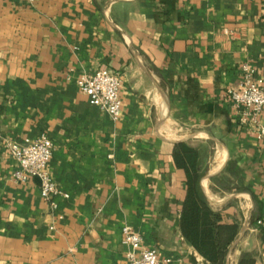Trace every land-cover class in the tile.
<instances>
[{"label":"crops","instance_id":"1","mask_svg":"<svg viewBox=\"0 0 264 264\" xmlns=\"http://www.w3.org/2000/svg\"><path fill=\"white\" fill-rule=\"evenodd\" d=\"M246 63L264 84V0H0V264H128L124 226L166 264H208L180 227L178 142L239 224L227 264H264V139L223 97ZM104 67L123 76L117 121L78 84ZM42 134L68 195L55 210L38 178H14L8 147Z\"/></svg>","mask_w":264,"mask_h":264},{"label":"built area","instance_id":"2","mask_svg":"<svg viewBox=\"0 0 264 264\" xmlns=\"http://www.w3.org/2000/svg\"><path fill=\"white\" fill-rule=\"evenodd\" d=\"M34 4L36 0H26ZM243 79L238 88H228L223 97L238 110L239 121L243 125L254 128L258 138L264 139V84L254 79L255 69L248 63L242 67ZM123 76L119 71L108 67L101 68L95 74H83L79 81L80 91L89 101L106 111L114 120L122 117V99L120 89ZM8 147L18 164L14 178L18 181L28 177L38 178L41 182V194L50 203L53 210L58 205L55 198L68 197L51 179L48 172L49 164L54 154L52 140L42 134L36 140L26 139L24 143L14 140L8 142ZM257 225L264 228V218L257 220ZM122 243L129 248L128 264H166L169 260L161 257L160 252L143 248V237L130 226H124Z\"/></svg>","mask_w":264,"mask_h":264},{"label":"trees","instance_id":"3","mask_svg":"<svg viewBox=\"0 0 264 264\" xmlns=\"http://www.w3.org/2000/svg\"><path fill=\"white\" fill-rule=\"evenodd\" d=\"M173 156L187 177L181 231L208 264H227L230 249L239 234V224L227 221L222 212L213 209L202 192L199 151L186 142H178L174 144ZM238 264L257 263L250 254H243Z\"/></svg>","mask_w":264,"mask_h":264}]
</instances>
